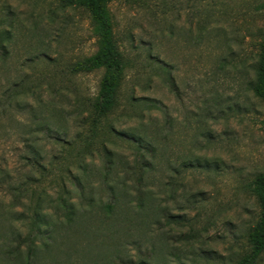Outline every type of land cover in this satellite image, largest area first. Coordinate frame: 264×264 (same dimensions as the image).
<instances>
[{
	"label": "rangeland",
	"instance_id": "rangeland-1",
	"mask_svg": "<svg viewBox=\"0 0 264 264\" xmlns=\"http://www.w3.org/2000/svg\"><path fill=\"white\" fill-rule=\"evenodd\" d=\"M263 3L112 0L126 66L95 127L89 12L0 0V264H237L260 215Z\"/></svg>",
	"mask_w": 264,
	"mask_h": 264
},
{
	"label": "trees",
	"instance_id": "trees-1",
	"mask_svg": "<svg viewBox=\"0 0 264 264\" xmlns=\"http://www.w3.org/2000/svg\"><path fill=\"white\" fill-rule=\"evenodd\" d=\"M65 5H79L90 14L94 33L98 38V50L90 57L78 62L76 71L92 72L103 69L99 93L92 104V121L95 127L103 123L105 118L117 105L118 91L122 84L125 71V61L115 37L109 3L112 0H59ZM264 8V3L262 4ZM255 81L252 84L254 93L264 100V41L260 44V54L255 66ZM142 144V141H139ZM141 146V145H140ZM32 158H28L34 167L45 169L38 157V151H31ZM143 157V154H141ZM143 164L144 158L139 159ZM251 191L260 206V215L256 224L248 234L249 249L239 259L237 264H260L264 255V172L259 174L252 183ZM69 215L73 213L72 207L66 205ZM48 223L45 215L37 208L33 213V236L30 241L29 254L35 255L33 243L42 234V226ZM137 264H149L147 260H140Z\"/></svg>",
	"mask_w": 264,
	"mask_h": 264
}]
</instances>
